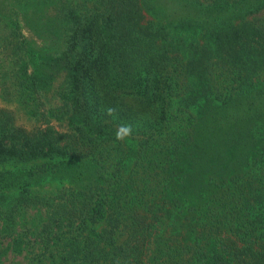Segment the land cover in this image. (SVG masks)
I'll return each instance as SVG.
<instances>
[{
  "label": "trees",
  "instance_id": "1",
  "mask_svg": "<svg viewBox=\"0 0 264 264\" xmlns=\"http://www.w3.org/2000/svg\"><path fill=\"white\" fill-rule=\"evenodd\" d=\"M262 8L0 0L1 95L43 117L28 130L0 106V239L33 208L40 227L13 242L32 264H264Z\"/></svg>",
  "mask_w": 264,
  "mask_h": 264
},
{
  "label": "rangeland",
  "instance_id": "2",
  "mask_svg": "<svg viewBox=\"0 0 264 264\" xmlns=\"http://www.w3.org/2000/svg\"><path fill=\"white\" fill-rule=\"evenodd\" d=\"M255 15H264V8L259 10ZM22 31L25 35H31V31L27 27H23ZM38 40V39H37ZM40 40V39H39ZM61 86H63V80L61 76L57 75V78L54 80L51 87L46 88L42 91V98L45 100V104L50 105L54 104L60 101L61 91L64 90ZM0 106L13 109L15 114V120L16 122L27 128L28 130H36L39 126L43 123V117L37 116L34 114H31L26 106L22 103H20L17 100H11L6 101L3 99L0 91ZM52 122L54 124L59 123L52 119ZM58 127L65 128L66 124H58ZM46 185L44 186V188ZM178 215H173L172 211L169 208L164 209L163 216L153 217L151 218L152 224L154 223V226L152 227V234L150 243H155V240L157 237L163 234L170 233L173 229V221L176 220ZM43 218V213L39 212L36 209H30L26 211L25 216L21 214V218L19 221L15 224H13L9 231L10 233L7 235V237H3L0 239V242L3 243H11V246H9L5 253L2 254L0 257V264H32L30 261L31 253L28 252L27 248H22L23 243L20 244V250L16 251L13 242L17 240H21L20 238L23 237L22 230L26 226H31V228L40 227L41 220ZM103 225V221L99 222L97 224V227H101ZM17 238V239H16ZM12 247V248H11ZM27 247V246H26ZM29 248V247H28Z\"/></svg>",
  "mask_w": 264,
  "mask_h": 264
},
{
  "label": "clouds",
  "instance_id": "3",
  "mask_svg": "<svg viewBox=\"0 0 264 264\" xmlns=\"http://www.w3.org/2000/svg\"><path fill=\"white\" fill-rule=\"evenodd\" d=\"M116 113L115 108H108L106 110V114L108 116H113ZM133 134V128L131 124H126V123H121L118 125L116 133H115V138L116 140H126Z\"/></svg>",
  "mask_w": 264,
  "mask_h": 264
}]
</instances>
